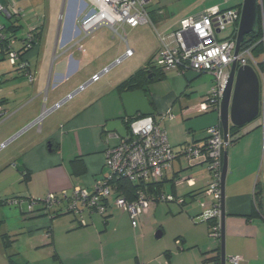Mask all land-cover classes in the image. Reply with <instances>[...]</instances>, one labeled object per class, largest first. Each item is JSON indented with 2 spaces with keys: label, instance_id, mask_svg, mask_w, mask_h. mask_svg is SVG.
Here are the masks:
<instances>
[{
  "label": "crops",
  "instance_id": "1",
  "mask_svg": "<svg viewBox=\"0 0 264 264\" xmlns=\"http://www.w3.org/2000/svg\"><path fill=\"white\" fill-rule=\"evenodd\" d=\"M242 1L205 0L179 19L213 6L241 9ZM0 4H14L22 11L17 20L0 14V25L13 27L17 38L31 29L38 37L26 53L32 82L13 67L4 66L5 56L0 54V104L5 110L0 122V145L4 144L0 147V196L42 198L50 192L70 193L75 187L90 190L107 172L106 149L121 140L116 132L105 130L106 123L128 119L116 87L154 60L164 44L174 45L171 26L162 24L166 16L157 7L149 11L152 24L124 26V38L107 26L84 34L79 20L96 9L89 0H0ZM258 13L264 32L261 6ZM228 28L231 30L230 25ZM127 48L132 53L124 56ZM120 57V62L101 73ZM253 68L262 77L259 114L234 133L237 139L223 152V243L209 237L200 206L201 202L207 206L214 203L213 197L203 193L210 176L208 164H189L179 154L188 141L201 145L206 129L220 123L219 111L199 109L205 92L193 106L181 104L197 93L194 81L204 79L202 73L206 72H163L152 64L146 69L145 76L150 78L143 88L153 118L177 153L158 178L160 193H169L172 199L151 201L134 223L129 213L115 204L113 195L107 200L105 217L83 209L84 225L69 213L51 217L41 209L23 211L24 219L40 217L39 223L0 233V237L6 233L13 239L12 248L13 233L23 234L24 248H13L18 263L35 264L25 253H40L53 264H220L223 249L224 264H235L230 256L241 257L236 264H264V68L257 61ZM96 74H100L98 79L92 81ZM70 93V98L55 107ZM167 111L172 119L166 116ZM162 214L166 216L160 219ZM2 224L0 220V227ZM216 254L217 263L210 259ZM0 264H9L1 238Z\"/></svg>",
  "mask_w": 264,
  "mask_h": 264
},
{
  "label": "built area",
  "instance_id": "2",
  "mask_svg": "<svg viewBox=\"0 0 264 264\" xmlns=\"http://www.w3.org/2000/svg\"><path fill=\"white\" fill-rule=\"evenodd\" d=\"M96 8L88 18L80 19L79 26L87 34L101 26L109 27L115 34L124 38V26L137 27L143 24H152L148 6L151 0H89ZM0 14L8 18L18 19L22 15L21 9L14 4L6 6L0 4ZM240 18V8H224L217 6L207 7L204 10L180 19L177 26L172 28L170 36L174 45H163L154 57L155 65L163 72L176 70L179 73L185 70L195 72H209L212 77V85L205 99L200 103L201 111H219L221 97L228 82L230 66L233 61L237 65L255 64L252 56V47L240 49L234 54L236 36ZM231 33L221 37L228 26ZM120 30V31H119ZM33 29L24 37L17 38L9 33H4L0 25V54L8 58L16 72L23 74L28 82H32L34 75L29 67L26 53L34 46ZM219 35V36H218ZM264 46V36L262 38ZM20 43V46H17ZM132 50L127 48L124 56L131 55ZM122 57L116 59L112 65L105 67L101 73L107 72L111 66L120 62ZM264 60V57H263ZM100 73V74H101ZM100 74L93 75L91 80H97ZM83 86L81 85L79 89ZM78 89V90H79ZM68 94L55 107L70 98ZM166 116L172 119L173 115L167 111ZM5 117V110L0 104V122ZM127 135L120 142L108 147L105 151L106 174L93 182L90 190L75 187L70 193H47L39 201L52 208L60 203H67L68 208L81 216L83 209H90L97 213L104 211L101 200L111 196L114 191V181H153L160 178L168 169L176 157L172 147L168 144L165 130L156 123L152 115H136L125 120ZM207 139L205 147L194 143H186L179 154L185 157L189 164L207 162L209 180L203 193L210 195L214 203L206 205L200 203L203 208L204 219L216 218L217 225L210 227L213 237L219 235L221 215V174L223 152L228 141L223 139V131L220 123L210 125L206 129ZM1 144L0 147H3ZM160 198L172 199L170 195H160ZM149 199L139 196L129 201L120 196L115 199V204L127 211L134 223L136 217L145 213L150 202ZM32 200L29 207L37 204ZM83 223L84 221L81 220ZM239 256H230L232 263H238Z\"/></svg>",
  "mask_w": 264,
  "mask_h": 264
},
{
  "label": "water",
  "instance_id": "3",
  "mask_svg": "<svg viewBox=\"0 0 264 264\" xmlns=\"http://www.w3.org/2000/svg\"><path fill=\"white\" fill-rule=\"evenodd\" d=\"M257 0H243L240 9V18L236 36L234 54L237 55L244 37L255 31L257 27ZM150 78V77H148ZM125 110V118L136 115H153V109L147 101L144 89L135 88L120 94ZM260 83L253 66L237 65L233 61L230 66L228 82L223 92L219 107V121L223 131V139L228 140L230 126L238 128L251 122L259 114ZM107 132H116L121 138L126 137L127 129L122 119L108 121L105 126ZM226 174V159L223 154V167L221 174V215L220 236L223 243V184ZM223 245V244H222ZM225 254L221 249L220 264H224Z\"/></svg>",
  "mask_w": 264,
  "mask_h": 264
},
{
  "label": "trees",
  "instance_id": "4",
  "mask_svg": "<svg viewBox=\"0 0 264 264\" xmlns=\"http://www.w3.org/2000/svg\"><path fill=\"white\" fill-rule=\"evenodd\" d=\"M257 7H258V9H260V4H259L258 0H257ZM228 8H235V7L232 6V7H228ZM257 18H258V22H257V27H256L255 31L244 37V40L241 44V49L246 48V47H252V56L257 62H259V58L264 57V46H263L262 42L259 40L260 34H262V32H263V29H262L261 23H260L261 19H260L259 13L257 15ZM3 28H4V33H9L11 36L14 35L13 32L11 31V29L13 27L5 28L3 26ZM32 33H33V37H34V40L32 41V43L35 45L37 40H38L37 39L38 37H37V33L35 32L34 29H33ZM230 33H231V30L229 32H226V33H221V37L228 36ZM152 64L155 65L153 59H152V61H148V63L146 64L145 67L140 68L139 70L134 72L132 75H130L129 77L124 79L122 82H120L116 87L117 91L122 93L124 91H130V90H133L135 88H141V87L143 88V86L146 84V82L148 80V78L145 76L146 69L149 67V65L152 66ZM260 64H261V61H260ZM254 65L255 64H251V66H254ZM15 71H16V69H15ZM239 130H240V128H238V127L230 126V129L228 132V137H230V138H228V140H227L228 144L231 143L232 141H234L235 139H237L238 135L235 136V134ZM206 139H207V134H205L204 141L201 144L202 147H205ZM112 183H114V191L112 192L111 195H113L115 199L117 197L122 196L126 200L132 201L139 196H143L146 199H149V200L152 199V202H159V201L168 202L167 198H163V199L160 198V195H162L163 193H160V191L158 189L159 188L158 187V183H159L158 179L153 180V181H149V180H146V181H128V180H122L121 179L118 181H114ZM167 195L171 196V194H169V193ZM109 197L101 200L104 211L102 213H98V214H100L102 217L106 216V204H107V200ZM18 198L19 199L24 198V199H27V201H28L27 209H26V211H24L25 213H32V212L37 211L38 209H41L44 213L49 214L51 217L60 215L62 213H69V214H72L78 220L79 225L85 224V222H83V223L81 222L82 214H81V216H79V215L75 214L74 212H72V210L68 208L67 203H60L58 205L53 206L52 208L47 209V207L45 205H43V203H41V201H39L41 198L18 197L17 196V199ZM32 200H37L38 202L35 206L30 208L29 203ZM14 201H16V199ZM6 202H7L6 199H4V200L0 199V205L6 204ZM9 202H12V199H10ZM19 202H20V200L18 201V203ZM88 210L90 212H95V211L90 210V209H88ZM82 213H83V211H82ZM95 213H97V212H95ZM203 220L206 221V223L208 224V235H209V237L216 242L220 241V239H221L220 229L217 230L219 233L218 236L213 237L210 234V227L218 224L217 219L216 218H207V219H203ZM47 235H48V237H50V232H47ZM0 238H1V248L4 252V255L6 256V258L8 260V263L9 264H19L18 260H17V258H18L17 253H15L13 251V248H12L13 239H11L10 236L7 235L6 233L1 235ZM210 259L217 263L219 261V256H218V254H216L215 256H213ZM164 263L167 264L166 261H164Z\"/></svg>",
  "mask_w": 264,
  "mask_h": 264
},
{
  "label": "rangeland",
  "instance_id": "5",
  "mask_svg": "<svg viewBox=\"0 0 264 264\" xmlns=\"http://www.w3.org/2000/svg\"><path fill=\"white\" fill-rule=\"evenodd\" d=\"M204 1L205 0H151L150 4L148 6V11H150V9H155V8L159 7L160 10L165 14L164 16H166V18H165V20H163L162 24H165V25L168 24L169 26H171L170 27V31H171L172 26L175 24L176 21H177L176 23L179 22V20H180L179 18L181 15L185 14L184 12H187L190 9H194V8L202 6V3ZM259 4L261 6V9L263 11V16H264V0H259ZM204 9L205 8H203L202 10H204ZM263 24H264V19H263ZM229 30H230V28L227 27V29L223 33H226ZM263 36H264V32H262V34H260V39H259L262 42V44H263V41H262ZM144 42H146V41L144 40ZM133 48L135 49V47H133ZM138 51H139V48L137 47V52L135 53V56L138 54ZM5 60L6 61H4V66L12 67L8 58L5 57ZM260 61H261V64H260L261 68L263 69L264 68V61H263L262 57L259 58V62ZM202 75L205 76L204 79H199V80L194 81V85H196V87L198 89L197 93L194 92L188 101L182 100L181 101L182 105L189 104V105L193 106L194 104L198 103L201 100V97H200L201 92L208 93L209 89L211 88V83H212L211 81L213 80V77L209 72L202 73ZM258 76H259V80H261L262 77H261L260 73L258 74ZM261 83H262V81H261ZM177 107L179 108V105H177ZM179 119L181 120V117ZM169 122H171V121H169ZM10 195L0 196L1 199L7 200L6 204L0 205V220H3V224H2L3 226L0 227V233L3 230L7 231V230L15 229L19 225L27 226V225H31V224L35 225V224L39 223L38 218H40V217L31 218V219H29V218L24 219L22 217L23 211H26L27 206H28L27 199H24V198H21V199L18 198L17 199V197H13ZM10 199H12V202H9ZM15 199H16V201H14ZM19 200H20V202L18 203ZM160 203H164V202H160ZM25 216H27V215H25ZM165 216H166L165 214H162V215H160L159 218L163 219ZM13 234H15V235H13V237L16 239L14 242L13 248L17 249V250H22V248H24V236H23V234L22 233H13ZM25 255H26V257H30L32 260H36L35 264H53L51 259L47 255H44V254H40V253L27 254V253H25ZM35 258H39V260H37ZM21 259H22V257L19 258V260H21Z\"/></svg>",
  "mask_w": 264,
  "mask_h": 264
}]
</instances>
